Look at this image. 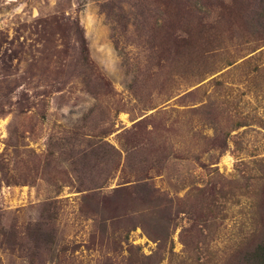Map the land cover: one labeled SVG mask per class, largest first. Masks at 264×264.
Masks as SVG:
<instances>
[{
  "label": "rangeland",
  "instance_id": "obj_1",
  "mask_svg": "<svg viewBox=\"0 0 264 264\" xmlns=\"http://www.w3.org/2000/svg\"><path fill=\"white\" fill-rule=\"evenodd\" d=\"M248 245L264 0H0V264H238Z\"/></svg>",
  "mask_w": 264,
  "mask_h": 264
},
{
  "label": "trees",
  "instance_id": "obj_2",
  "mask_svg": "<svg viewBox=\"0 0 264 264\" xmlns=\"http://www.w3.org/2000/svg\"><path fill=\"white\" fill-rule=\"evenodd\" d=\"M164 213L162 211H159L157 213V220L153 223L149 224V227L154 233L159 237L157 239L158 241H163L166 236L168 235V228L166 225H161L159 223V219L167 217V215H163ZM168 225V224H167ZM264 252V248L261 245H256V246H246L245 248L242 249L240 255L242 257V260L239 261L238 264H255L257 263V259L259 257V253Z\"/></svg>",
  "mask_w": 264,
  "mask_h": 264
}]
</instances>
